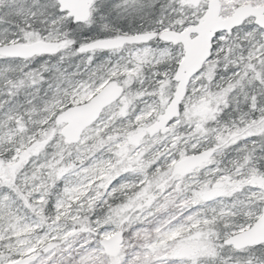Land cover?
<instances>
[{
    "label": "snow or ice",
    "instance_id": "snow-or-ice-1",
    "mask_svg": "<svg viewBox=\"0 0 264 264\" xmlns=\"http://www.w3.org/2000/svg\"><path fill=\"white\" fill-rule=\"evenodd\" d=\"M0 264H264V0H0Z\"/></svg>",
    "mask_w": 264,
    "mask_h": 264
}]
</instances>
